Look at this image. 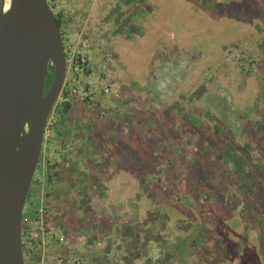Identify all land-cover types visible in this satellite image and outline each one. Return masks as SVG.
<instances>
[{
  "label": "rangeland",
  "instance_id": "1",
  "mask_svg": "<svg viewBox=\"0 0 264 264\" xmlns=\"http://www.w3.org/2000/svg\"><path fill=\"white\" fill-rule=\"evenodd\" d=\"M49 1L64 12L63 43L79 41L91 98L72 106L64 142L44 135L25 243L42 257L30 213L46 209L47 189L74 184V264H264V179L259 198H243L204 167L215 121L243 142L264 112V0H77L78 12ZM250 143L264 156V131Z\"/></svg>",
  "mask_w": 264,
  "mask_h": 264
},
{
  "label": "water",
  "instance_id": "2",
  "mask_svg": "<svg viewBox=\"0 0 264 264\" xmlns=\"http://www.w3.org/2000/svg\"><path fill=\"white\" fill-rule=\"evenodd\" d=\"M65 72L63 38L47 0H10L7 10L1 0L0 264H25L24 206Z\"/></svg>",
  "mask_w": 264,
  "mask_h": 264
},
{
  "label": "trees",
  "instance_id": "3",
  "mask_svg": "<svg viewBox=\"0 0 264 264\" xmlns=\"http://www.w3.org/2000/svg\"><path fill=\"white\" fill-rule=\"evenodd\" d=\"M47 3L50 6L53 17L60 28L62 38L65 40L67 37L64 35L65 33L63 28H66L65 26L67 22L63 19L64 12L61 10V12L55 13L49 0H47ZM85 71L86 73L88 72L87 63L82 67V72ZM53 72L54 68L50 65L45 84L48 83L50 85ZM71 98L66 94L61 95L60 100L55 102L53 105L51 110L52 120L47 126L50 137L47 135L48 138H46V141L52 142L54 140L64 142L66 138L70 137V132L73 128L71 123L72 115L70 112L72 106L78 102L75 96H72ZM84 100L85 101L82 100L81 103L86 102L87 98ZM263 131L264 112L258 118H249L242 126L241 136H244L243 142H240L228 135L221 121H215L212 133V142L215 146H217V153L213 159H207L204 164L207 171L211 172V176L209 177L210 182L219 185H234L236 186L237 193L243 198L247 196L259 198L264 179V156L260 155L256 151V148L251 145L250 136H259V134ZM52 167L53 166H51V168ZM29 194L30 189L28 196ZM31 214L32 213H30V217H37L36 215L33 216L35 213L33 215ZM22 219L23 235H26V229H28L27 232L31 235L32 226L26 227L25 221L27 217L24 211ZM22 239L25 264H41V250L33 249L39 246L38 243L31 244V246H29V244L27 245L25 243L24 238Z\"/></svg>",
  "mask_w": 264,
  "mask_h": 264
},
{
  "label": "crops",
  "instance_id": "4",
  "mask_svg": "<svg viewBox=\"0 0 264 264\" xmlns=\"http://www.w3.org/2000/svg\"><path fill=\"white\" fill-rule=\"evenodd\" d=\"M68 1L71 8H74L73 11L78 12L75 7L81 5L77 0ZM66 5L63 3V7ZM76 189L73 184L71 187L52 186L46 191L45 222L48 228L42 248L44 254L41 264H74L77 257H80L81 206ZM61 234L66 237L68 244L59 239ZM59 259H62V262Z\"/></svg>",
  "mask_w": 264,
  "mask_h": 264
},
{
  "label": "built area",
  "instance_id": "5",
  "mask_svg": "<svg viewBox=\"0 0 264 264\" xmlns=\"http://www.w3.org/2000/svg\"><path fill=\"white\" fill-rule=\"evenodd\" d=\"M79 41L76 40V43L73 42H64V56H65V79L64 82L62 84L61 90H60V95H64L66 94L68 97H72L75 96L77 100H84L85 98H91L89 92H87V90L85 89L84 86H82L79 75L80 72L82 71V67L84 64L87 63L86 58L84 56V54H80L79 52ZM109 91V87L105 86L104 88V92H108ZM52 120V115H49L48 121H47V125H46V129H45V134L47 135L48 130H47V126L48 124L51 123ZM42 211L45 212V210H42V208H40L38 210L39 212V216H37L36 218H33V220H31L34 225L36 226H41L42 230H44V232H41L43 234H41L43 237L41 239L42 245H45V236H46V231L48 228V225L46 224L44 217H43V213ZM59 239L64 241L65 243H67L66 237L64 235H60ZM68 244V243H67ZM60 262H62V259H59Z\"/></svg>",
  "mask_w": 264,
  "mask_h": 264
},
{
  "label": "flooded vegetation",
  "instance_id": "6",
  "mask_svg": "<svg viewBox=\"0 0 264 264\" xmlns=\"http://www.w3.org/2000/svg\"><path fill=\"white\" fill-rule=\"evenodd\" d=\"M93 217L95 218V221H96V222H98L99 220H101V219H100V215H99V214H97V213H96V214H94V216H93ZM106 225H107V223H106ZM109 225H110V224H108V227H109ZM108 227H107V226H105V227H104V229H105V230H107V228H108ZM100 231H101V229H100ZM107 232H108V231H107ZM106 234H107V233H106ZM78 245H79V244H78Z\"/></svg>",
  "mask_w": 264,
  "mask_h": 264
},
{
  "label": "bare ground",
  "instance_id": "7",
  "mask_svg": "<svg viewBox=\"0 0 264 264\" xmlns=\"http://www.w3.org/2000/svg\"><path fill=\"white\" fill-rule=\"evenodd\" d=\"M10 5V0H4V10H7Z\"/></svg>",
  "mask_w": 264,
  "mask_h": 264
}]
</instances>
